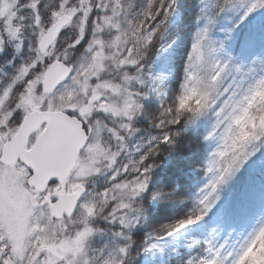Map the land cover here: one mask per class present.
<instances>
[{
    "label": "rangeland",
    "instance_id": "1",
    "mask_svg": "<svg viewBox=\"0 0 264 264\" xmlns=\"http://www.w3.org/2000/svg\"><path fill=\"white\" fill-rule=\"evenodd\" d=\"M67 4L68 2H63V6L61 4V9L55 13L51 25L63 15H70L74 19L76 10H66ZM15 6L14 0H0V50L5 49L3 34L11 40L10 42L19 37V26L14 22L17 18L13 11ZM40 21L37 16L35 26L39 34L38 44L48 29L43 28ZM99 21L94 36L115 25L113 17H101ZM178 21L179 13L172 19L171 26ZM84 23L80 24L79 39L70 48L64 51H57L56 47L51 48L45 58L38 57L31 65L23 66L11 81L12 84L0 93V114L3 117L0 118V155L5 142L13 136L12 127L8 126L9 122L6 124L10 115L5 116V107L12 97L17 95L13 92L16 83L20 82L25 86L17 101V108L20 112L23 110L24 115L34 110L62 111L79 117L85 123L90 143L72 176L65 185L59 187L60 194L72 193L77 185L88 186L89 180L99 175L104 168H112L117 163L123 149L124 132L130 129L134 117L144 106V98L148 95L145 84L151 87L149 81L154 72L163 73L170 79V56L172 48L178 42V39L173 38L176 42L166 51H161L159 46L154 59L146 64L138 63L130 58L129 53L117 50V45L114 47V54L107 53L105 44L99 37L90 40L79 55L74 56L71 49L82 40ZM220 27L225 29L224 25ZM69 57L75 58L73 64L67 62ZM46 58H51L52 62L65 61L73 68L72 77L52 96H46L43 92L44 75L49 65L42 73L27 79L38 63H43ZM241 62L248 64L250 60L243 59ZM235 78V73L228 74L221 84V89L227 90ZM157 87L159 91L152 95L159 101L163 98L165 88L159 85ZM223 94L222 92L221 96ZM240 113L242 112L236 115ZM6 126L9 127L7 130ZM117 143H120V147L108 146ZM28 178L29 172L25 167H5L0 164V239L8 241L14 247L19 264H87L89 243L94 235L99 233L90 224L95 219V211L80 205L78 215L73 219L54 222L50 218L48 200H52L57 187H52L47 194L38 195L27 186ZM112 179H116V174ZM136 180L139 178H132V181ZM131 188L132 182L126 178L103 192L105 201L113 203L107 217L110 224L119 221L122 227H130L132 207L128 205V197ZM215 194L222 197L220 208H225L229 194L227 195L224 189ZM132 199L135 200V197ZM152 205L155 207L156 202H152ZM207 221L209 225L207 222H201L199 226H192L193 223L199 222L197 218L174 228L170 234L172 237L162 242L165 243V254L156 258L143 255L141 249L140 264H176L178 254L184 252L186 246L206 238L227 245L229 252H238L246 241L255 237L247 249V252H251L257 245L258 235L264 231V218L256 227L240 232L229 231V214L221 221L220 212L214 211ZM148 242L155 241L147 240L146 243Z\"/></svg>",
    "mask_w": 264,
    "mask_h": 264
},
{
    "label": "trees",
    "instance_id": "2",
    "mask_svg": "<svg viewBox=\"0 0 264 264\" xmlns=\"http://www.w3.org/2000/svg\"><path fill=\"white\" fill-rule=\"evenodd\" d=\"M14 1L16 6L13 11L17 17L14 22L19 26V37L10 42L11 40L3 34L7 55L0 58V73L1 70L4 72V76L1 75L0 78L7 83L0 86V90H3L10 83L23 66L31 65L38 57L42 56L38 52L39 34L35 26L36 17H40V23L46 29L51 25L55 13L61 9V4L63 6V2H68L65 6L66 10L74 8L76 11L73 24L63 32L54 46L57 51L67 50L79 39L80 24L83 22H85L84 34L80 42L86 39V43L81 48L75 46L71 49L74 56L79 55L90 40L97 37L103 40L107 53L114 54V47L117 45V50L120 49L122 53H129L130 58L138 63L143 61L142 64L154 59L159 48L157 45L155 49L145 50V47L141 46V31L142 29L143 31L147 30V25L142 19L145 0ZM39 3H43L44 7L38 12L36 6ZM209 3L212 5L215 0H209ZM241 11L242 9L230 10L220 20L217 35L222 29L220 25L222 27L224 25L225 29L229 26L232 27ZM198 12L199 8H189L186 6V0H181L178 11L179 21L173 26L170 23L172 38L177 36L179 38L177 44L172 48L169 61L172 73L164 85L163 98L158 101L155 99V95H152V110H146L143 106L142 110L134 117L130 129L124 132L123 149L120 151L117 163L112 168H104L99 175L88 182V192L82 206H88L95 211V219L90 224L99 233L94 235L89 243V262L87 264H97V262L99 264H119L116 249L121 240H118L114 233L121 231L122 228H135L136 224L139 223L137 237H131L130 232H122L121 235L122 237L130 236V242L142 246L140 239H143L144 243L147 240L155 241L157 234L165 225H181L199 219L206 214L203 200L207 191L206 186L212 180V176L207 173L206 169L213 152L220 143L219 140L210 142L204 140V137L212 131L215 125V115L207 112L195 125H190L187 131L181 133L174 150L169 152L165 146V150H161L160 155L154 160L156 171L153 175L152 188L157 193H171V195L157 199V201L149 200L148 205L143 204L142 201L136 204L135 208L149 209V213H145L148 215L147 223L132 215L130 227H122L119 223V226L114 228L107 221L108 214L111 212L108 211V208L111 205L112 210L113 203L105 201L103 197V192L115 184L114 181H117L119 177H123V179H119L118 182L126 178L129 179V177L135 178L130 170L131 158L137 154L138 147L146 146L150 136L158 134V130H155L151 123L147 128L143 123H140L141 116L151 121L157 116L158 106L161 103L167 106L179 104L178 98L182 92L185 68L195 42V34L199 30V25L193 23L190 17H194ZM49 13H51L50 16ZM101 17H113L115 25L108 28L107 31H102L98 36H94L96 24L100 22ZM74 59V57H69L67 62L73 64ZM52 61L51 58H46L43 63H38L39 68L33 69L31 79L42 73ZM21 85L23 86L22 90H19L18 86ZM14 89H17L16 92L20 94L23 92L24 85L17 84ZM198 104H200V100L189 99L186 101V106L195 107ZM185 118H188L187 113H185ZM182 125L183 122L181 125L174 126L171 131H179ZM233 125L239 131L238 135H234L229 141L232 162L239 161L242 164L243 160L250 155L249 148L255 142V133L259 129H264V92L253 96L247 109L237 115ZM138 133H142V135H138ZM108 146L120 147V143L109 144ZM125 161H128V164ZM261 161H264V146H258L257 156L246 163L242 169L237 166L234 173H239L237 178L223 187L226 194H229V201L225 206L230 209L229 231L248 230L264 218V163ZM124 169H129L128 176L124 175ZM110 173L111 175H109ZM115 174L116 179L113 180ZM152 202H156L155 207ZM135 208L132 207V212L135 211ZM206 224L209 225V222L207 221ZM101 256H103V260L100 259ZM244 261L245 264H264V239L260 238V234L257 238V245L251 252L246 253Z\"/></svg>",
    "mask_w": 264,
    "mask_h": 264
},
{
    "label": "snow or ice",
    "instance_id": "3",
    "mask_svg": "<svg viewBox=\"0 0 264 264\" xmlns=\"http://www.w3.org/2000/svg\"><path fill=\"white\" fill-rule=\"evenodd\" d=\"M180 2L181 0H145L142 19L147 25V30L141 31V46L145 47V50L155 49L159 45L161 51H166L174 45L179 37L172 38L170 23L179 11ZM186 6L192 9L199 8V12L194 17H190L193 23L199 25V30L195 34V42L185 68L182 92L178 98L179 104L167 106L161 103L158 106L157 116L151 121L141 116L140 123H143L145 128L151 123L153 128L158 130V134L150 136L146 146L138 147L137 154L131 158L130 170L133 177H138L139 180L132 181V177H129L132 188L128 205L135 208L141 201L148 205L149 200L171 195V193H157L152 188L153 175L156 171L154 160L160 155L161 150H165V146L169 152L174 150L181 133L187 131L190 125H195L206 112L213 113L215 125L204 140L205 142L219 140L220 143L206 169L212 176L211 182L206 186L207 191L203 200L206 214L199 218L198 223L192 224L199 226L201 222L206 223L207 218H210L214 211L220 212L221 221L227 218L230 209L220 208L222 197L215 193L222 192L225 185L235 180L239 174H234L236 167L242 169L257 156L258 146H264V129H259L255 133V142L249 148L251 154L242 164L239 161L232 162L229 141L234 135H238L239 130L233 125V121L237 119L236 114L247 109L253 96L264 92V0H215L212 5L209 0H186ZM36 7L39 12L44 5L39 3ZM58 7L59 5L57 9ZM233 9H242V11L232 27L220 29V34L217 35L220 20ZM84 43L86 39L76 47L81 48ZM4 55H7V50H0V58ZM243 59H249L250 63H242ZM230 73H235L236 78L227 90H222L221 84ZM168 79L167 75L154 72L149 81L151 87L145 84V89L148 90V95L144 98L146 110H152V93L159 91L157 85L163 87ZM18 87L22 90L23 86ZM222 92L224 94L221 96ZM189 99L200 100V104L195 107L186 106V101ZM185 113L188 114L187 119ZM19 119L20 113L17 112L13 120ZM182 122L179 131H171L174 126L181 125ZM125 163L128 164V161ZM128 170L124 171L125 176H128ZM119 179L123 177H119L114 183H118ZM52 183L55 184L56 181ZM132 197H135V200ZM108 211H111V205ZM145 213H149V209L135 208L132 215L147 223L148 215ZM118 226L119 221H116L113 227ZM138 226L139 223L135 228H122L121 231L114 233L117 239L121 240L116 249L119 264H140L141 249L143 255H150L153 258L165 254V243L162 242L172 237L170 233L173 228L180 225H165L157 234L155 242L144 243V240L140 239L142 246L130 242V236L121 235L122 232H130L131 237H137ZM260 238L264 239V231L260 232ZM252 239L246 241L238 252H229L227 245L220 244L214 239L198 240L186 246V250L178 254L176 264H245L244 257ZM100 259L103 260V256ZM0 264H19L14 247L3 239H0Z\"/></svg>",
    "mask_w": 264,
    "mask_h": 264
},
{
    "label": "water",
    "instance_id": "4",
    "mask_svg": "<svg viewBox=\"0 0 264 264\" xmlns=\"http://www.w3.org/2000/svg\"><path fill=\"white\" fill-rule=\"evenodd\" d=\"M71 21L70 15H63L48 29L39 44L42 55L58 41ZM72 73L73 69L67 63L53 62L44 76V93L54 94L69 80ZM43 124L47 125L46 130L35 146L27 150L31 134L38 131ZM88 142V134L79 118L63 112L37 111L25 119L17 135L5 145L0 163L5 166L18 163L25 165L31 172L28 186L42 194L54 180L60 186L67 182ZM86 192L85 186H77L74 193H62L59 196V190H56L58 199L50 205L51 218H72Z\"/></svg>",
    "mask_w": 264,
    "mask_h": 264
},
{
    "label": "flooded vegetation",
    "instance_id": "5",
    "mask_svg": "<svg viewBox=\"0 0 264 264\" xmlns=\"http://www.w3.org/2000/svg\"><path fill=\"white\" fill-rule=\"evenodd\" d=\"M4 74V72H3V70H1V73H0V77H1V75H3ZM4 76V75H3ZM7 83V81H5V80H3V79H1L0 78V86H4L5 84ZM2 92V89L0 90V93ZM0 98H2L1 96H0ZM19 98H20V96H17V95H15L14 97H12V99L10 100V102L9 103H7V105H6V107H5V116H7V115H10V117L8 118V120L6 121V124L8 123V126H11L12 128H11V130H12V132H13V136H15L16 134H17V132H18V130H19V128L22 126V124L24 123V120L26 119V117L30 114V113H32V112H34V111H36V110H34V111H32V112H30V113H27L26 115H24L23 114V110H22V112H20L19 110L20 109H18L17 108V101L19 100ZM12 101V102H11ZM17 112H19L20 113V119L17 121V120H13V117L16 115V113ZM24 115V116H23ZM0 118H2L3 119V117H2V115L0 114ZM2 124H1V122H0V126H1ZM6 128V130L9 128H7V126L5 127ZM45 129H46V125H43V126H41V128L38 130V131H36V132H34L32 135H31V138H30V141H29V146L28 147H33L34 146V144H35V142H36V140H37V138L45 131ZM85 129L87 130V128H86V125H85Z\"/></svg>",
    "mask_w": 264,
    "mask_h": 264
}]
</instances>
